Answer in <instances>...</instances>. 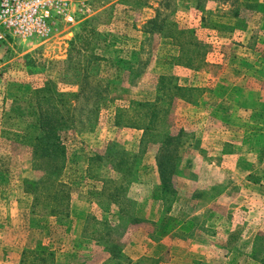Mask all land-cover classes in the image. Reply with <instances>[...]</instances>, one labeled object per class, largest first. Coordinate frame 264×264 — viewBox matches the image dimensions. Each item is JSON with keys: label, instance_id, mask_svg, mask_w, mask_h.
Segmentation results:
<instances>
[{"label": "rangeland", "instance_id": "obj_1", "mask_svg": "<svg viewBox=\"0 0 264 264\" xmlns=\"http://www.w3.org/2000/svg\"><path fill=\"white\" fill-rule=\"evenodd\" d=\"M90 3L92 16L58 24L49 38L0 42V264L5 253L38 245L57 254L49 264H189L183 256L200 260L206 250L217 251L214 264H264V0ZM156 14L208 44L198 69L175 61L177 47L149 24ZM161 76L200 90L194 103L174 99L169 108V134L192 137L164 202L153 196L159 145L143 150L142 130L114 125L117 109L155 99ZM46 88L73 117L60 132L66 163L59 174L25 144L36 134V93ZM245 120L258 125L234 124ZM107 148L141 159L137 179L126 185L131 217L107 202L122 184L110 161L86 174L87 160ZM245 159L259 164L249 170ZM47 178L69 186L67 217H51L23 191V179Z\"/></svg>", "mask_w": 264, "mask_h": 264}, {"label": "trees", "instance_id": "obj_2", "mask_svg": "<svg viewBox=\"0 0 264 264\" xmlns=\"http://www.w3.org/2000/svg\"><path fill=\"white\" fill-rule=\"evenodd\" d=\"M233 17H237V14H234ZM149 24H154L158 30L163 31L164 38L170 39L177 47L178 56L175 61L179 65L195 70L199 68V64L203 63L208 44L197 38L194 30L178 28L169 19L159 20L157 14L150 20ZM119 63L117 62L116 66ZM199 91L195 87H180L173 81V78L161 76L158 78L156 97L153 101L131 102L129 109L116 110L114 116L116 127L142 130L143 135L139 148L145 150L150 145H159V153L155 161L159 183L153 195L156 200L162 202L167 200L166 193H169L171 188L170 181L176 174L177 162L180 163L181 160L179 151L186 142L191 141L192 137L191 134L183 130H179L176 135L169 134L168 113L171 102L174 99H181L188 104L194 103L195 100H192L193 93ZM53 95L48 88L37 91L36 107L38 110L34 126L36 134L31 137L28 135L25 144L31 148L33 157L47 160L51 166L50 169L59 174L66 163V148L60 138V132L72 126L71 119L73 117L70 118L68 114L59 110L63 102L61 99L54 100L55 96ZM200 95L199 93V98ZM40 101H43V103H40ZM117 153V151L107 148L105 152L90 157L87 160L86 174L89 175L93 167L98 168L104 162V159L110 161L112 168L121 175L119 181L122 184H120V188L118 186L112 189L107 202L120 205L117 211L118 216L127 215L131 217L132 212H129V207L127 205L123 206L125 199H128L126 185L128 186L131 181L134 180L135 182L137 179L135 177L136 167H139L141 159L137 155L129 154L124 150H121L120 154ZM41 180L40 182L29 179H23L22 181L23 191L32 196V205L49 207L51 217H67L71 200L69 186L59 180L48 178ZM102 189L105 190V187H102ZM175 196H172V203L175 202ZM127 201L129 202V200ZM133 221L132 219L129 223ZM92 223L97 224L93 220ZM53 257L52 251H48L47 247L38 245L33 249H24L20 264H49L52 262Z\"/></svg>", "mask_w": 264, "mask_h": 264}, {"label": "built area", "instance_id": "obj_3", "mask_svg": "<svg viewBox=\"0 0 264 264\" xmlns=\"http://www.w3.org/2000/svg\"><path fill=\"white\" fill-rule=\"evenodd\" d=\"M92 14L90 0H0V42L46 39L58 24L77 25Z\"/></svg>", "mask_w": 264, "mask_h": 264}, {"label": "crops", "instance_id": "obj_4", "mask_svg": "<svg viewBox=\"0 0 264 264\" xmlns=\"http://www.w3.org/2000/svg\"><path fill=\"white\" fill-rule=\"evenodd\" d=\"M235 19V17H232V20H234ZM234 117H236V118H238L236 115L234 116ZM232 119H234L235 120V118H232ZM238 120V119H237ZM261 121H263L261 124L262 125H264V120H262V119H260V122ZM244 123H246L247 125L246 126H244ZM244 123L243 124H237V122H234V124L235 125H237L236 127H238L239 128V126H243V128H246L247 130L248 129H252V127L254 126V125H258V123L257 124H254V125H251V123H249V122H247L246 120L244 121ZM247 127H249V128H247ZM237 142H238V140H237ZM235 140L232 142V141H228V143H230L231 145H236V143H237ZM238 144V143H237ZM234 148L232 147V150H233ZM221 151H222V148L220 149V152L215 156L216 157V159H215V161L218 163V164H221L223 161H224V157H221ZM221 159H222V162H221ZM183 160V159H182ZM182 160H181V162H180V168L181 169H183L182 168V164H183V162H182ZM223 164V163H222ZM243 164H245V165H248V169L250 170L251 169V167H255L256 168V166L259 164L257 161H255V160H250V159H245V161L243 162ZM155 168H156V166H155ZM234 173V172H233ZM249 173H251V172H248L246 175H248ZM156 174H157V172H156ZM158 176V175H157ZM248 180H250L249 178H246V182H248L250 185H254V183H252V181L250 182V181H248ZM262 180V179H261ZM158 183H159V180H158ZM221 196H225V194H221ZM231 211H233V210H231ZM232 213L233 212H230V215H232ZM231 226V225H230ZM203 239L204 238H202L201 240L203 241ZM187 241H190V239L188 238V239H186ZM253 241V240H252ZM9 245H11V246H13L14 245V243L13 244H11V242H9L8 243ZM5 245H7V244H5ZM26 249V248H25ZM209 249V248H208ZM4 251H6L5 250V248H4ZM24 251V247H22L21 248V251L19 252V254H13L11 257L7 254V253H5L4 254V259H5V261H3V262H5L4 264H20V261L22 260V252ZM207 252V254H205L204 255V253L203 252H201L200 254V260H194L193 258H191L189 255H185V256H183V257H187V259H186V261L189 263V264H214L217 260V256H216V253H217V251L216 250H206ZM56 253H54V261L56 262L57 261V257H56ZM176 255V254H175ZM172 257V254L170 255V258ZM182 257V256H181ZM151 258H153V257H151ZM8 259H9V261H8ZM153 259H157L156 257L155 258H153ZM173 259V258H172ZM172 259H170V262L172 263ZM228 259H231V256L230 257H228ZM189 260V261H188ZM200 262V263H199ZM158 264H162L161 262H159ZM226 264H229L228 262L226 263Z\"/></svg>", "mask_w": 264, "mask_h": 264}]
</instances>
